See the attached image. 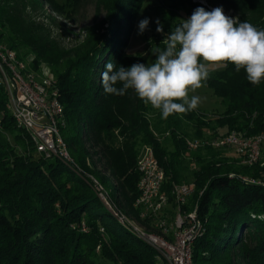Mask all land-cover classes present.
<instances>
[{"label":"trees","instance_id":"obj_1","mask_svg":"<svg viewBox=\"0 0 264 264\" xmlns=\"http://www.w3.org/2000/svg\"><path fill=\"white\" fill-rule=\"evenodd\" d=\"M84 1L0 0V47L14 50L22 60L34 56L30 67L36 72L42 64L51 68L64 106L60 133L74 161L37 150L29 132L17 124L1 83L0 264H161L158 250L115 214L133 216L148 231L157 229L135 206L142 145L153 148L164 169L163 189L171 202L176 184L194 186L183 209L197 205L205 230L193 243L192 264H264V142L263 156L254 164L228 155V148L188 145L190 138L204 142L232 131L264 134V80L254 86L233 64L211 73L204 84L225 107L215 119L197 109L163 119L131 89L122 96L106 94L102 74L107 62L116 69L148 63L146 56L125 50L148 0H97L105 17L88 28L81 42L65 47L39 13L48 6L61 16ZM159 1L164 33L157 32L153 41L161 47L164 34L182 21V12L189 18L197 7L210 11L193 0ZM206 1L232 10L238 22L264 29V0ZM220 129L227 131L219 135ZM206 130L216 136L207 137ZM189 162L195 164L190 180ZM110 176L115 192L108 189Z\"/></svg>","mask_w":264,"mask_h":264},{"label":"built area","instance_id":"obj_2","mask_svg":"<svg viewBox=\"0 0 264 264\" xmlns=\"http://www.w3.org/2000/svg\"><path fill=\"white\" fill-rule=\"evenodd\" d=\"M33 59L32 55L19 59L14 50L0 47V84H4L8 92V107L17 124L29 132L39 152L73 163L60 133L64 106L58 98L56 77L47 64H42L38 72L32 70ZM263 142L264 134L246 136L232 131L204 142L189 140L188 145L190 149L201 144L231 148L243 157L244 163L254 164L262 157ZM136 169L139 197L135 206L141 209L140 217L150 220L158 232L148 231L121 212L115 214L158 250L161 264H192L193 243L205 230L197 205L189 211L183 209L194 192L193 184H176L171 202L163 189L165 171L149 145L140 147ZM94 182L101 198L109 204L103 186L96 179ZM170 208L174 209L172 216L168 213Z\"/></svg>","mask_w":264,"mask_h":264},{"label":"clouds","instance_id":"obj_3","mask_svg":"<svg viewBox=\"0 0 264 264\" xmlns=\"http://www.w3.org/2000/svg\"><path fill=\"white\" fill-rule=\"evenodd\" d=\"M150 24L149 18L138 23V34ZM156 31L164 33L156 20ZM161 46H153L151 63L137 62L118 69L105 64L102 86L106 94L122 96L131 89L144 102L157 109L163 119L173 114L195 110L202 98L190 95L200 89L216 68L235 66L243 69L254 86L264 80V29L247 20L239 21L225 14L222 7L206 10L197 7L167 34Z\"/></svg>","mask_w":264,"mask_h":264},{"label":"rangeland","instance_id":"obj_4","mask_svg":"<svg viewBox=\"0 0 264 264\" xmlns=\"http://www.w3.org/2000/svg\"><path fill=\"white\" fill-rule=\"evenodd\" d=\"M58 1L60 3L66 2V0ZM193 1L201 2L202 4L207 5L210 10L217 7L208 4L206 0ZM67 10L68 14L59 16L52 9L46 6L45 11L41 10V13H39V18L51 28L53 36L57 38L63 46L68 48L81 42L87 35L88 28L103 19L106 15V11L104 9H97V0H85L84 3L80 5L79 9L73 10L69 7L67 8ZM224 12L226 15L232 18H238L237 14L234 13L232 10H224ZM163 16L164 8L162 7V3L159 0H148L144 4L135 22L134 28L126 41V52L134 56L142 54L147 57L148 63L153 62L155 57L151 54V48L152 45L156 46L153 41V36L157 34L156 20L159 19L162 23ZM52 18H56L58 24L54 23ZM144 18H149L150 24L148 29L145 30V32L141 35L138 34V23ZM183 19H187L184 12L181 13V20ZM123 38L126 37L123 36ZM210 67L212 68L210 74L223 69L216 68L215 66ZM190 95H198L202 98V102L196 109L204 113L209 118L215 119L219 117L225 110V107L221 103V99L218 98L214 94V91L205 84L200 89L196 90L195 93H190ZM187 130L188 133H193V130L190 127H187ZM226 131V129H220L219 135L226 133ZM206 135L209 138L216 136V134L213 133V131L211 130H206ZM189 140L192 139L190 138ZM165 141L167 142L166 144H168V146L171 148V141L168 134L166 135ZM226 153L230 156L239 155L231 148L226 149ZM188 167V174L190 180L192 178L191 173L195 168V164L189 162ZM98 168H102V165L98 164ZM108 180V189H110L111 192H115L114 179L110 176ZM128 217L134 219L133 216L128 215ZM135 222L139 224L137 221ZM152 232H158V230L152 228Z\"/></svg>","mask_w":264,"mask_h":264},{"label":"crops","instance_id":"obj_5","mask_svg":"<svg viewBox=\"0 0 264 264\" xmlns=\"http://www.w3.org/2000/svg\"><path fill=\"white\" fill-rule=\"evenodd\" d=\"M170 212H168L169 213V215L170 216H172L173 215V213H174V209L172 210L171 208H170V210H169Z\"/></svg>","mask_w":264,"mask_h":264}]
</instances>
